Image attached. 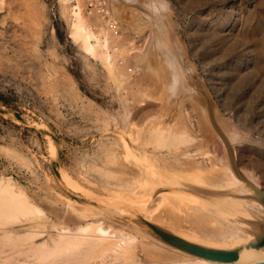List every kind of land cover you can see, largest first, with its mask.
<instances>
[{"label":"rangeland","instance_id":"1","mask_svg":"<svg viewBox=\"0 0 264 264\" xmlns=\"http://www.w3.org/2000/svg\"><path fill=\"white\" fill-rule=\"evenodd\" d=\"M2 1L0 176H11L16 184L24 186L22 188L25 192L28 190L26 194L28 193L29 198L37 203L45 214L44 225L47 224L48 229H51L49 225L53 222L59 223L62 220V214L66 209L57 201L56 191L60 192L61 186L51 167L47 149L55 148L56 153L61 156L62 167H66L75 180L78 178L76 181L89 177L94 184L98 185L101 182L104 187L117 191L122 176L128 178V175L132 176L134 173L133 168L137 169L127 162L120 147H115L118 153L117 161L114 158H107L104 153L109 143L115 142L118 138L115 133L122 132L121 119L124 118L123 111L126 110L131 112L130 118L134 115L132 121L136 116L135 122L139 125L133 123L141 125L140 128L136 126L138 130H144L151 120L161 121L160 123L164 125L161 127H171L174 121V125L179 124L180 115H183L184 119L181 117L180 122L188 123L195 140L191 145L180 146L179 149L182 151L173 148L170 150L148 148V151H153L176 169L179 168V160L182 164L185 159H191L185 158L186 151L193 157L196 156L195 160L203 162L205 160L199 151L204 148L209 149L213 155L223 157L225 143L219 138L217 130L234 136L235 139L232 141L234 143L229 145L235 154V167L251 175L256 180L252 178V181L264 193V0H107L110 8L115 5L123 10L125 40L123 38V41L120 40L122 45L143 44L142 47L147 50L143 48L148 62L146 65L148 67L151 65L149 71L167 77V81L166 79L156 83L151 81L152 83L148 82L147 85L142 74L146 70L128 72L122 80L120 97L126 98L122 103L119 100L120 94L116 93L114 85L107 80L102 66L89 58L70 39L68 25L60 12L59 0ZM174 40H177L175 50L172 46L170 48ZM175 52H178V59L175 58L177 56ZM184 70L188 75L187 80L183 78L180 80ZM155 84L157 86L154 87ZM160 86L165 89L164 93L167 90L166 94L162 93ZM143 87H148L151 93L153 91L155 93L156 90L160 97L153 93L158 99L154 98L155 102L150 100L152 102L150 104L149 100L142 99L138 94L139 101H135L138 96L134 100V94L139 93ZM193 91L199 97L203 93L210 97L220 116L216 121L222 128L215 124V119L209 118L207 121L197 109H188L191 108L188 99L193 95ZM159 98L167 108L165 110L164 106L162 107L164 112L160 110L162 104L156 101ZM141 101L143 102L140 103ZM174 112L177 114L174 115ZM149 114L154 116V119L159 114H161L159 117L165 115L167 118L165 116L158 117L159 119L156 117L155 120L151 116L145 118ZM138 119H142L143 123L140 124L141 121ZM136 128L132 129V133L137 131ZM208 133L210 134L207 135ZM201 144H204L203 147ZM96 151L101 152L98 154ZM12 152L18 155L10 157ZM139 152L144 153L142 149ZM67 156L68 159L70 157L69 160ZM128 166L130 170H126ZM182 166L185 167L184 164ZM112 172L113 174L122 172V175L118 173L113 177ZM97 175L103 177L99 178ZM52 176L54 181L51 180ZM115 177H119V180ZM109 184L112 189L109 188ZM42 185H47L48 190L51 189L53 197ZM42 189L47 192L46 195ZM97 194L106 195L107 192L98 190ZM46 214L49 216L48 220ZM57 217H60V221ZM24 223H18L17 229L22 230L27 224Z\"/></svg>","mask_w":264,"mask_h":264},{"label":"bare ground","instance_id":"2","mask_svg":"<svg viewBox=\"0 0 264 264\" xmlns=\"http://www.w3.org/2000/svg\"><path fill=\"white\" fill-rule=\"evenodd\" d=\"M2 2L0 0V5H2ZM59 2L62 18L64 17V21L68 25L70 39L89 58L102 66L107 80L114 85L116 93L120 94L119 97L121 96L123 77L132 70L141 72L146 70L142 74L147 85L148 82H162V79L167 78H164V74H161L163 75L162 77L149 71L151 63L149 64L150 67L146 65L148 62L145 52L146 48L142 47L143 44L134 45L135 43H129L127 46L122 45V38L125 37L123 33L125 21L123 10L120 6L114 5L113 8H110L107 0H59ZM123 39L125 40V38ZM176 41L174 40L171 45L169 44L173 50H175ZM172 53L174 54V52ZM175 54L177 55L175 58L178 59V52H175ZM176 67L178 69V63H176ZM165 71L167 70L165 69ZM166 76H168V73ZM187 77L188 75L184 70L180 80L182 78L187 80ZM155 86L157 85L155 84ZM137 89L139 90V88ZM148 89V87H143L142 90H139V93L136 92L134 94L135 96L133 93L130 94L134 96V100L140 94L142 99L155 102L154 98H158L154 94L157 95L158 92L155 90L154 93V89H150L153 94ZM164 90L161 88L162 93H164ZM166 93L167 90L164 94ZM139 98L138 96L135 101H139ZM189 98L188 102L191 104V108L188 109L194 110L195 108L200 115L203 114L207 121L209 118L211 120L215 119V124H218L216 120L220 117L219 113L215 110L210 97L206 93L199 97L193 91V95ZM124 99H126L125 96L124 98H119L121 103ZM160 99L156 101L162 104L160 108L162 110L165 104ZM123 112L124 118L121 119L122 132L115 133L118 138L115 142L109 143L108 148L105 149L102 146L105 149L106 157L114 158L115 161H117L116 157L118 154L115 147H120L127 162L137 168H133L134 173L132 172V176L128 175V178H123L122 176L117 186V191L104 187L105 185L101 182L99 183L100 185H96L89 177H83L76 181L78 178L75 180L69 171L65 169L66 167H62L61 156L56 153L55 148L53 147L51 150L47 149L46 146L51 158V167L58 178L59 186H61L62 192L56 191L57 201L66 209L65 213L62 214L63 218L61 217V221L60 217H57V220L59 219L60 221L59 223L53 222L49 225L51 229L46 227L47 224L44 225L45 214L37 203L29 198L28 193L26 194L28 190L25 192L24 188H22L24 186L16 184V181L14 182L10 178L11 176H0V264H258L264 262V245L254 248L257 240L264 238V202L259 198L258 192L263 195L264 193L252 181L253 177L251 175L249 176L247 172L241 169L238 170L235 167V154L232 151V146L229 145L234 143L232 142L235 139L234 136L224 134L223 130H217L219 138L225 143H223L225 145L223 157L213 155L208 151L209 149L204 148L199 151L200 153L197 152L203 156L205 160L203 162L202 160H195L196 156L193 157L186 151L184 153L185 158L191 159H185L182 164L180 163L181 160L179 162L176 159L179 162V168L176 169L153 151H148V148L152 147L153 149L162 150L163 148H169V150L173 148L180 150V146L191 145L195 140L187 125L188 123L186 124V121L180 122L183 115L178 113L181 116L179 124L174 125L175 121H172L171 127H161L163 125L160 123L161 121L158 122V120L156 123L150 118L151 121L147 122V127L144 130H138L141 125L137 126L139 123L135 122L136 116L134 121H132L131 119L134 115L130 118L131 112L128 110ZM173 114L177 113L174 112ZM150 116L149 114L145 118ZM143 117L142 119H144ZM151 117L154 119V116ZM158 117L157 119L162 118ZM142 119H138V121ZM142 123L143 121L140 122V124ZM132 126L134 127L132 128ZM136 126L139 128H136ZM217 126L221 127L219 124ZM134 128L137 131L135 130L132 133ZM99 147L101 149V146ZM139 149H142L145 154L140 153ZM6 150L8 149L6 148ZM14 154L12 152L8 155L11 157ZM92 157L94 158V156ZM21 161H19V164ZM87 161L89 162V160ZM38 164L40 165V163ZM183 164L185 167L182 166ZM97 165L99 164L97 163ZM20 166L22 167V165ZM67 167L69 168L68 165ZM4 168H6L5 165ZM126 168V170H130L129 166ZM90 173L92 174V172ZM116 174L112 172L113 177ZM118 178L117 180H119ZM45 179L47 180V176ZM51 180L54 181L53 176ZM253 180L255 179L253 178ZM53 184L55 183L53 182ZM42 186L46 187L47 185ZM51 186L54 185L51 184ZM41 188L39 192H41ZM109 188L112 189L113 187L109 184ZM43 189L45 190V188ZM46 189L50 191V194H48L51 196V189L48 190V187ZM98 190H105L107 194L99 195L97 194ZM36 197L39 198L38 195ZM39 200L42 199L39 198ZM52 207L54 208V206ZM65 216L67 217L65 218ZM21 222L27 223L22 230L16 227ZM164 234L175 237L185 244L200 248L237 250L239 257L233 262L206 259L172 244L167 237H164Z\"/></svg>","mask_w":264,"mask_h":264},{"label":"water","instance_id":"3","mask_svg":"<svg viewBox=\"0 0 264 264\" xmlns=\"http://www.w3.org/2000/svg\"><path fill=\"white\" fill-rule=\"evenodd\" d=\"M259 198L264 202V195L259 193ZM164 237H167L172 244L188 251L191 252L197 256L204 257L206 259L210 260H216V261H221V262H233L238 259L239 253L237 250H216V249H205V248H200L194 245H188L180 240H178L175 237L169 236L164 234ZM264 245V238L257 240L256 244L254 245V248H259ZM258 264H264V262L258 263Z\"/></svg>","mask_w":264,"mask_h":264}]
</instances>
